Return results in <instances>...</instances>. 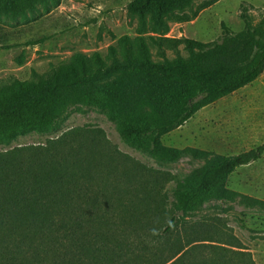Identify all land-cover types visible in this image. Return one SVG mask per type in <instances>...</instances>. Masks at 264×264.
I'll return each mask as SVG.
<instances>
[{"label": "trees", "instance_id": "obj_1", "mask_svg": "<svg viewBox=\"0 0 264 264\" xmlns=\"http://www.w3.org/2000/svg\"><path fill=\"white\" fill-rule=\"evenodd\" d=\"M49 1L0 0V16L25 19ZM196 1L130 0L127 12L138 21L134 39L119 38L104 56L75 55L34 81H0L4 147L29 134L55 132L69 110L83 107L103 114L121 142L149 160L170 165L187 156L204 162L198 173L179 180L120 153L101 131L71 132L45 149L0 153V264H137L142 254H133L130 238L139 239L142 252L149 244L153 249L210 202L238 200L264 209V202L224 187L234 171L260 160L264 143L235 156H213L160 142L264 72V27L253 26L244 7L239 33L222 24V37L211 43L166 37L169 19L187 23L209 6L187 14ZM147 34L161 62L152 60ZM182 250L176 247L162 264ZM215 251L224 253L211 264H254L246 253Z\"/></svg>", "mask_w": 264, "mask_h": 264}, {"label": "rangeland", "instance_id": "obj_2", "mask_svg": "<svg viewBox=\"0 0 264 264\" xmlns=\"http://www.w3.org/2000/svg\"><path fill=\"white\" fill-rule=\"evenodd\" d=\"M129 2L53 0L38 5L25 19L0 16V47H9L0 51V81H34L52 68L68 63L75 55L104 56L109 47H117L119 38L134 39L138 21L127 12ZM204 3L209 6L187 23L169 19L166 37L211 43L222 37V24L232 33H239L244 30L240 19L242 7L246 8L253 26L264 27V0H199L186 13H193ZM151 36L147 34L144 38L152 60L161 62L149 40ZM180 54L187 57L182 47ZM166 57L171 60L174 54L167 51ZM80 131H101L120 153L179 180L198 173L204 166L203 161L187 156L170 165L149 160L125 146L115 125L103 114L83 107L69 110L55 132L20 137L9 148L0 145V153L21 147L45 149L48 142ZM160 142L168 148H192L213 156H235L261 146L264 143V72L248 86L198 111L182 127L161 137ZM174 185L171 182L168 189ZM224 187L264 202V153L260 160L234 171ZM160 233L158 230L157 235ZM159 241L151 244L153 249L149 244L148 250L142 252L139 239L130 238L128 243L134 244L133 254H142L137 264H162L176 247H182V252L167 264H211L217 254L224 253L215 248L228 249L227 255L232 257L237 252L246 253L254 264H264V209L249 207L238 200L210 202L185 217L184 223L169 238ZM228 242L240 248L230 247Z\"/></svg>", "mask_w": 264, "mask_h": 264}]
</instances>
